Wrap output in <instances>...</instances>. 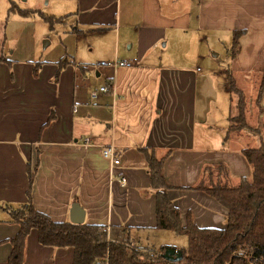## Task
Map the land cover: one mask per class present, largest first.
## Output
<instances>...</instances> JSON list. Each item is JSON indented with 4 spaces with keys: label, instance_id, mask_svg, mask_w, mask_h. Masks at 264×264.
<instances>
[{
    "label": "crops",
    "instance_id": "1",
    "mask_svg": "<svg viewBox=\"0 0 264 264\" xmlns=\"http://www.w3.org/2000/svg\"><path fill=\"white\" fill-rule=\"evenodd\" d=\"M185 2L69 0L74 28L112 40L105 59L135 63L92 69L63 57L67 63L57 78L58 60L5 52L9 39L0 21V264H7L9 240L18 231L5 208L27 201L28 191L33 206L56 221L69 220L71 204L77 203L84 210L83 222L104 226L109 241L155 253L163 246L183 248L165 243L162 233L167 230L155 227L149 150L165 156L162 171L170 186L166 192L180 222L190 214L199 227L225 226L226 209L190 187L199 182L203 168L213 164L224 165L232 183L251 177L252 166L241 150L264 143V111L249 123L263 127L256 135L247 131L254 138L251 142L227 133L228 117L219 135L208 133V125L196 117L197 86L202 82L198 68L162 62L154 52L161 43L163 48L189 43L191 31L204 29L229 42L235 31H243L237 53L231 57L228 51L227 69L236 83L253 75L258 84L264 68V0ZM105 85L110 86L107 91L90 98L93 88ZM109 144L118 159L112 173L110 160L102 154ZM29 169L34 171L31 185ZM73 257L71 247L40 244L32 229L21 264H72Z\"/></svg>",
    "mask_w": 264,
    "mask_h": 264
},
{
    "label": "trees",
    "instance_id": "2",
    "mask_svg": "<svg viewBox=\"0 0 264 264\" xmlns=\"http://www.w3.org/2000/svg\"><path fill=\"white\" fill-rule=\"evenodd\" d=\"M242 33L243 31L233 33L231 57L239 49L238 39ZM66 63L64 58L57 61L56 78ZM37 71L35 66L34 74ZM226 77L231 102L227 133L245 129L258 134L259 130L246 121V98L244 99V93L236 85L235 77L228 69ZM263 97L264 68L255 96L258 113L264 111ZM241 151L252 166L251 177L240 178L232 183L226 167L215 164L204 167L199 182L190 187L207 193L226 209L225 226L213 228L197 226L190 214L184 224L180 222L178 208L166 192L170 186L162 171L165 156H157L154 150H149L147 163L151 188L155 190V227L187 236L186 246L178 249L181 252L179 260L163 258L162 252L174 248L171 246H163L155 253L150 249L109 241L106 228L101 225L53 220L33 206L28 191L27 201L5 208L9 221L18 225L16 235L9 240L12 249L7 264L22 263L25 238L32 229L37 231L38 241L42 245L71 247L74 253L72 264H92L95 259L105 256L108 257L109 264H264V143ZM33 176L34 171L29 169L30 185Z\"/></svg>",
    "mask_w": 264,
    "mask_h": 264
},
{
    "label": "rangeland",
    "instance_id": "3",
    "mask_svg": "<svg viewBox=\"0 0 264 264\" xmlns=\"http://www.w3.org/2000/svg\"><path fill=\"white\" fill-rule=\"evenodd\" d=\"M68 2L69 0H0V21L9 39V47L5 48V52L12 50V57L51 62L64 57L70 61L90 64L92 69L99 68L101 61H110L105 56L113 49L112 40L109 42L108 35L74 28L68 17ZM180 3L186 5L185 0H180ZM190 35L189 43H169L165 48L161 43L154 54L161 57L162 62L183 63L198 68L196 72L202 82L197 86V121L208 125L205 128L208 133L219 135V126L224 121L227 122L231 104L228 86L226 87V71L232 41L219 40V36L204 29L191 31ZM124 47L128 49L127 44ZM256 78L258 77L253 75L247 80L239 78L236 84L244 93V99L246 98L244 110L246 109L248 124H254L257 118ZM235 98L237 99L236 94ZM262 104L264 105V98ZM259 120L262 121L263 117L260 116ZM257 127L256 129L263 131L259 123ZM248 132L240 130L229 134L231 137L237 136L234 138L241 137L240 141L248 143L254 140ZM162 234L165 243L181 247L187 244V236L184 234H176L171 230Z\"/></svg>",
    "mask_w": 264,
    "mask_h": 264
},
{
    "label": "built area",
    "instance_id": "4",
    "mask_svg": "<svg viewBox=\"0 0 264 264\" xmlns=\"http://www.w3.org/2000/svg\"><path fill=\"white\" fill-rule=\"evenodd\" d=\"M100 63H101V65H108V66H112L114 68H117V67H130V66H132L135 63V59H132V60H120V59L114 58L111 61H101ZM109 88H110V86H108V85L95 87V88H93L91 90L89 96H90V98H95L99 92L107 91ZM102 154H103V156L105 158L110 160L109 171L112 173V165L118 163V159L116 158V154H115V150H114L113 145L109 144L108 146L103 147ZM110 180L111 181L113 180L112 174H111ZM119 181H120V184H124L125 183V179L124 178H122ZM92 264H109L108 257L105 256L103 258L95 259Z\"/></svg>",
    "mask_w": 264,
    "mask_h": 264
},
{
    "label": "water",
    "instance_id": "5",
    "mask_svg": "<svg viewBox=\"0 0 264 264\" xmlns=\"http://www.w3.org/2000/svg\"><path fill=\"white\" fill-rule=\"evenodd\" d=\"M69 221L73 223H82L84 221V210L77 203L71 204L69 210ZM162 256L167 260L176 261L180 259L181 252L178 249L169 248L162 252Z\"/></svg>",
    "mask_w": 264,
    "mask_h": 264
}]
</instances>
